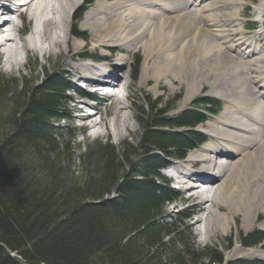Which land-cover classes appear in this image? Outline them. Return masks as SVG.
I'll list each match as a JSON object with an SVG mask.
<instances>
[{
  "label": "bare ground",
  "instance_id": "1",
  "mask_svg": "<svg viewBox=\"0 0 264 264\" xmlns=\"http://www.w3.org/2000/svg\"><path fill=\"white\" fill-rule=\"evenodd\" d=\"M83 1L0 0V19L6 12H14L20 19L29 15L34 21L26 40L17 35L19 26L14 19L8 23V31L0 27V54L7 66L22 65L23 53L27 57L31 52L60 54L66 59L69 75L108 92L110 104L105 108L110 121L103 117L101 104L95 108L98 113L87 114L83 105L89 108L90 104L72 96L69 100L76 104L75 110L84 113L79 119L89 123L86 128L93 135L103 128L118 139L131 132L130 115H121L129 107L119 106L122 96L118 90L130 78L123 75L130 53L144 55L140 83H153L151 91H157L162 81L172 87L186 86L183 107L209 84L210 95L224 102L220 114L202 129L215 141L189 154L175 169L177 184L193 193L186 200L193 203L191 208L199 217L196 224H205L206 235L218 230L226 233L239 216L246 231L253 227L264 214V45L259 42L263 33L247 38L243 22H239L247 0H96L81 22L90 32L92 48L126 53L119 55L115 65L108 62L100 67L83 63L85 44L70 26ZM255 12L264 18V2ZM54 30L64 37L59 38ZM111 81L119 85L114 87ZM97 115H102L99 122ZM217 156H223L219 158L222 164L215 163ZM196 165L202 167L194 172L191 169ZM219 180L222 184L215 190ZM203 184L207 191L201 192ZM209 189L215 190L212 198L206 195L211 193ZM259 226L264 230L263 224ZM231 253L264 260V244L256 249L238 245Z\"/></svg>",
  "mask_w": 264,
  "mask_h": 264
},
{
  "label": "trees",
  "instance_id": "2",
  "mask_svg": "<svg viewBox=\"0 0 264 264\" xmlns=\"http://www.w3.org/2000/svg\"><path fill=\"white\" fill-rule=\"evenodd\" d=\"M44 79L28 86L0 73V264H204L192 235L162 220L176 193L157 183L166 159L185 158L203 143L193 131L203 113L171 118L153 104L149 115L137 108V156L128 145L118 150L99 140L72 149L69 132L57 133L70 83L56 70ZM200 104L211 113L220 107ZM263 241L260 231L241 238L246 247ZM204 252L205 264H225L216 248Z\"/></svg>",
  "mask_w": 264,
  "mask_h": 264
},
{
  "label": "rangeland",
  "instance_id": "3",
  "mask_svg": "<svg viewBox=\"0 0 264 264\" xmlns=\"http://www.w3.org/2000/svg\"><path fill=\"white\" fill-rule=\"evenodd\" d=\"M95 1L96 0H94V2ZM261 2H264V0H247L245 2L246 10L244 9L243 10L244 12L241 11L242 21H239V22L240 23L243 22L242 27H243V30L246 32L245 35L247 36L245 37L247 38H251L252 36L258 34L259 32L263 33V35L259 37L260 39L259 42H260V45H264V27L261 26L262 19L264 20V18L259 15H256V12H255V8ZM80 6L82 7L83 5H80ZM80 8H78V10ZM76 13L77 12H75L74 17ZM86 14H85V17H86ZM167 15L176 17L179 14L169 13ZM74 17L72 21L73 23L70 25L72 28L75 25ZM85 17L82 18L83 21L85 20ZM82 20L76 24L78 25V30L82 32L81 34L84 33V36H85V39H83V36L77 35L85 44L83 47V54L97 56V57L107 56L108 58L106 59L107 63L112 62L113 65H115L116 61L118 60L119 55H126V53L123 51L118 52L119 50H116L114 52H107L102 49H93L90 43V37L88 36V33L90 32L86 31L85 29L81 27ZM251 23H255L257 25V27L255 25L256 28L254 30H251L249 28ZM104 51L107 53H104ZM30 54H31V57L26 62V65L22 67L23 66V63H22V65L15 67V69H10L7 66L6 58H4V56L0 54V73L8 77L16 79L17 82H20V83L23 82V84H27L29 86L32 83L39 84L43 78L46 79L47 75L51 74V72H55L56 70L58 71L59 74H61L68 81H70V84L72 85V87H74V89L76 88L84 92V90L80 88V86H78V83L76 85L75 83L76 78H74L73 76L67 73L66 71L67 63H66V59L63 56L57 53L42 56L38 53L36 54L34 52H31L28 54V57L30 56ZM129 56H130V59L126 65L127 69H125V72L123 73V75L125 74L129 76L130 78L127 79L125 83L122 82L123 83L122 88H124L128 84L127 85L128 87L126 90L127 98H126L125 104L123 100L122 103L120 102L119 106L124 107L126 105L125 106L126 108L129 107V109L123 110L121 115L124 118L127 115L128 116L130 115L131 132L125 133L122 138L118 139L116 138L114 134L108 135L106 134L105 129L99 128L97 129L99 133L98 134L95 133L93 135V131H91V129L86 128V126L89 123L79 119L84 113L82 112L80 113L76 111L74 108L76 104L74 103V101L69 100V98L72 96L79 97V92L78 90L75 89L76 92L70 91V92L65 93L64 95V100L62 102V105H63L64 116L66 117V120L60 123V125H58L59 129L57 130V133L59 134H64L67 131L69 132V136L72 138V145H71L72 149H78L80 147L83 148L87 144L92 143L94 140H99L101 143L109 144L113 146V148L118 149V150H121L123 148V145H128L131 148L130 149L131 154H133V156H137V154L139 153L138 144H139L140 137H141L142 130H143L142 129L143 127L139 123V121H142L141 120L142 116L138 113L137 108H142L145 114L149 115L151 114L150 104H153L157 106L159 113H162L167 116H175L178 113L182 112L183 110L188 109L192 106V102H190L185 107H183V99L186 95V86L181 87L180 85L174 84V86L172 87L167 81H162L158 90L153 92L150 90L151 87L153 86V83L144 84V85L141 84L140 80H141L142 73H143L144 55L140 52H134V53H130ZM136 59L140 60V66H139V72L138 74H136L137 79H134L133 77H134L135 72H134L133 65ZM18 84L19 83H17V85ZM85 85H87L90 88L97 87V86L91 87L89 86V84H86L85 81L83 80V86ZM122 88L118 89L119 93L120 92L124 93V91H122ZM210 91H211L210 85L205 84L200 90L199 94L194 97V99L195 98L199 99L203 97L211 98V99H218L219 101L223 103V106H224V102L221 99L210 95ZM100 98L102 97L100 96ZM107 99H108V92L106 93V101L104 102V105L99 107V109L103 110V117L110 121L111 116L107 115V109L105 108L106 105L110 104V102H108ZM83 107H85V111L87 112V107L84 105ZM101 117L102 115H97L96 121L99 122L101 120ZM79 120L81 121L80 125H78ZM205 125L206 124L199 126L198 129H201L200 131L202 132V129L204 128ZM207 136L210 138V142L209 141L208 142L214 143L215 140L211 139L209 135ZM74 151L75 150L72 151V155ZM77 153L79 152H76V154ZM219 158H223V156H217L215 158L217 159L218 164H222L223 161H221L220 163ZM226 159L227 157H224V160ZM182 162H184V160L181 162L180 161L173 162L171 160L169 161L170 164L172 163L182 164ZM201 167L202 165H196L191 170L196 172ZM161 175L164 176L163 173H161ZM165 176L167 177V179L172 181V185H171L172 187H177V185L174 183L171 176L170 177L167 175ZM157 183L161 186L163 185L162 181H158ZM200 184L201 183H198L197 185H200ZM220 184H222V181L219 180L216 182V184L214 185L215 190L218 188ZM199 190L201 192L207 191L206 189H202L201 186ZM209 190L211 191V193H206V195L212 198L215 190H212V189H209ZM182 191L183 190H180V189L178 190L180 196L182 197L183 200L189 203H185L183 205H180L178 201H175L172 203H165L163 207L164 216L162 217L163 218L162 220H164L166 223H169V224L177 223L178 224L177 229L179 230V232L182 234L184 238H187L189 234L192 235L193 241H194L193 248L195 249V252L198 254V256L196 257V260L198 262H202V263L204 262V264L208 263L209 262L208 257H210V253L205 254L204 250L205 249L212 250L216 248L218 252L220 253V255H222L223 258H225L226 262L247 260V261H258L264 264L263 259L234 256L231 253L233 249H235L238 245L243 247V244H240L241 238L243 236H247L255 230H260L264 232L263 229L259 228L260 227L259 224L264 225V214L263 213H261L260 218L257 220V222H255L254 226L248 229L247 231L243 228V218L239 216V217L234 218V221L232 222L230 229L226 233H223L220 230H218V231L208 232V235H206L205 234V224L204 223L196 224V221L199 218L197 216V212L195 211V209L191 208L193 203L191 201L186 200L188 196H191L193 193L185 192V191L182 192ZM224 210L226 209L224 208ZM221 213L222 212H219V214ZM259 247H260V244L257 247L250 248V249H256ZM245 249H249V248H245Z\"/></svg>",
  "mask_w": 264,
  "mask_h": 264
}]
</instances>
